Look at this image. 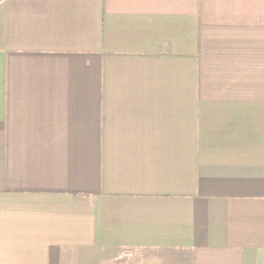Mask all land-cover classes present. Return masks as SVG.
I'll use <instances>...</instances> for the list:
<instances>
[{
  "label": "crops",
  "instance_id": "1",
  "mask_svg": "<svg viewBox=\"0 0 264 264\" xmlns=\"http://www.w3.org/2000/svg\"><path fill=\"white\" fill-rule=\"evenodd\" d=\"M0 264H264V0H0Z\"/></svg>",
  "mask_w": 264,
  "mask_h": 264
}]
</instances>
